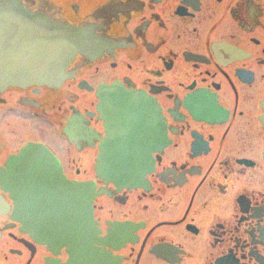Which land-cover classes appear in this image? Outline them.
<instances>
[{
	"label": "flooded vegetation",
	"instance_id": "obj_1",
	"mask_svg": "<svg viewBox=\"0 0 264 264\" xmlns=\"http://www.w3.org/2000/svg\"><path fill=\"white\" fill-rule=\"evenodd\" d=\"M18 1L75 53L0 83V264H264V0Z\"/></svg>",
	"mask_w": 264,
	"mask_h": 264
},
{
	"label": "water",
	"instance_id": "obj_2",
	"mask_svg": "<svg viewBox=\"0 0 264 264\" xmlns=\"http://www.w3.org/2000/svg\"><path fill=\"white\" fill-rule=\"evenodd\" d=\"M65 36L59 22L22 10L18 0H0V83L43 84L60 76L66 55L75 53L64 45Z\"/></svg>",
	"mask_w": 264,
	"mask_h": 264
}]
</instances>
